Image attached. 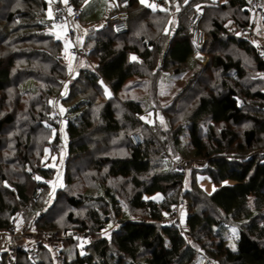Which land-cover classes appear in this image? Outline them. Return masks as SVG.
Wrapping results in <instances>:
<instances>
[{
    "label": "trees",
    "instance_id": "trees-1",
    "mask_svg": "<svg viewBox=\"0 0 264 264\" xmlns=\"http://www.w3.org/2000/svg\"><path fill=\"white\" fill-rule=\"evenodd\" d=\"M68 1L82 6L87 0ZM172 1L181 8L172 37L164 31L169 11L139 0L128 6L127 33L111 25L89 28L88 59L63 85L57 79L70 70L67 48L52 30L47 0H0V232L19 215L27 234H38L35 259L21 251L16 264H196L200 249L218 264H264V58L241 31L252 27L250 0ZM200 5L202 47L191 41L183 19ZM262 35L264 41V17ZM199 51L207 64L196 59ZM161 70L184 79L190 72L167 103L160 97ZM79 80L101 92L105 80L114 94L66 107L68 136L64 154L57 153L63 172L53 189L57 169L43 157L61 140V123L51 114L64 89L70 88L69 99ZM29 81L32 88L25 87ZM142 83L148 96L120 98ZM146 104L162 114L150 124L141 119ZM133 132L142 143H134ZM191 155L203 162L188 176L173 161ZM196 170L209 173L215 192L201 188ZM228 179L236 191L225 187ZM155 191L163 198H145ZM179 197L189 205L191 241L162 221ZM232 224L238 226L235 246L229 244ZM52 232L65 236L63 262L46 241ZM0 264H8L7 252L0 251Z\"/></svg>",
    "mask_w": 264,
    "mask_h": 264
},
{
    "label": "built area",
    "instance_id": "built-area-1",
    "mask_svg": "<svg viewBox=\"0 0 264 264\" xmlns=\"http://www.w3.org/2000/svg\"><path fill=\"white\" fill-rule=\"evenodd\" d=\"M131 0H118L117 5L119 8H111L107 12L103 24L111 25L117 34H124L130 30V12L128 6ZM251 8L253 9L254 15H259L264 17V0H250ZM48 13L50 14L52 23L56 26H67V31L64 34V42L66 47L69 48V52L76 59H88V49L82 44L78 43V34L75 27V23L79 22L82 17L83 8L82 6H74L69 3L68 0H47ZM151 8L153 9H168L173 10L172 0H151ZM203 13L202 11H195L192 13L189 20V31L191 41L198 47H202L206 41V31L202 28ZM252 38L255 40L256 35L254 32L250 33ZM258 49L264 58V45L257 43ZM72 79L71 72H68L64 77L57 79L58 83L63 85L68 84ZM53 118L61 123L67 120V116L61 113L57 108L54 109L52 113ZM132 139L135 144H140L143 142V137L140 132H133ZM52 147L60 150L62 148V143L53 142ZM164 157H169L168 152L161 153ZM193 160H188L186 162L176 161V169L183 174H187L189 168L193 166ZM52 185V183H50ZM42 192V186L36 187L32 194L33 198H37ZM185 199L179 198L177 203L163 215L162 221L177 227L182 235H186V230L181 222V214L179 211V205L184 203ZM262 226L264 227V220L262 221ZM6 233L8 235V243L6 247L7 252V262L8 264H16L17 257L21 251L27 252L29 258L34 260L37 255V243H27L25 242V232L19 227L17 222L14 220L7 228ZM69 236L74 238H82L86 241L88 232L80 231H69ZM46 241L51 246L52 251L55 253L56 258L63 262V256L61 254V240L65 238L64 235H59L56 232L46 234Z\"/></svg>",
    "mask_w": 264,
    "mask_h": 264
},
{
    "label": "rangeland",
    "instance_id": "rangeland-1",
    "mask_svg": "<svg viewBox=\"0 0 264 264\" xmlns=\"http://www.w3.org/2000/svg\"><path fill=\"white\" fill-rule=\"evenodd\" d=\"M143 5H146V6H150L151 5V0H139ZM215 2H224L225 0H213ZM113 2V0H87L83 5H82V8H83V13H82V22L84 25H89V26H100L101 24H103V20L107 14V12L109 11V8L111 6V3ZM176 7L177 8V13H176V16H178V13L180 12V3L179 5H177ZM175 7V8H176ZM174 8V6H173ZM174 8V9H175ZM173 9V10H174ZM202 11V5L200 6H197V8L195 10H190L189 12H184L183 14V19L185 20V24L188 25L189 23V20H190V17L192 15V13H194L195 11ZM48 16H50V14L48 13ZM256 16H259V15H256ZM50 20H51V17H49ZM260 19L258 22L257 20H255L253 17H252V27L250 29H242L241 31L242 32H245L246 35H248L247 37H249L253 42L254 44L256 45L258 42L259 44H263L264 45V41H263V35H262V16H260ZM86 22V23H85ZM177 25H178V22H176ZM258 23V24H257ZM257 24V25H256ZM54 25V24H53ZM256 25V26H255ZM89 26H86V29L87 27ZM65 29H64V32L63 34L66 33L67 31V26L65 25L64 26ZM251 32H254L255 35H256V39L254 40L251 36ZM55 34L60 37V38H64V35H58V33L55 32ZM67 50L69 51V48L67 47ZM203 53L202 52H197V56L195 55L196 59H198L202 64H207V55H205V60L202 61L199 57H201ZM67 57V55H66ZM68 59V58H67ZM69 63H70V60L68 59ZM80 63L78 64V67H79ZM70 66V64H69ZM161 65H159V70H160V67ZM77 67V66H76ZM78 69L79 68H75L73 66H70V70L69 72H71L72 74V78L73 77H76L79 72H78ZM251 73H256V71H252L250 70ZM162 72V70H161ZM162 74L165 76V73L164 71L162 72ZM190 72H188V75L187 77L189 76ZM174 77V81H172V83L169 85V84H162L161 85V92H160V97L162 98L161 101L163 103H167L169 102L172 97H174L175 93H178L180 88L183 86V84L186 82V79L187 77L184 79V78H177L176 75H173ZM262 79H264V75L261 76ZM163 79H165V77H163ZM133 84V83H132ZM146 83H142L140 86L137 84L134 85V87H138L136 88L133 92H130L128 91V93H120L121 94V97L120 98H124V97H146L148 96L149 94V87H145ZM67 85V84H65ZM101 88L103 90V94L101 92V90H99V88H96L94 86L91 85V83H89L88 81L86 80H79L78 84H77V88L75 89V94H73L69 99H66L69 94H68V91L70 93V88L68 89H64L63 91V94L59 96V98L57 99L58 102L56 101L55 102V109L57 108L61 113L63 112H66V107L70 105H72L73 103H75V101L79 100V99H91L93 100L94 102H99V101H102L104 99H106V97H111L114 93H113V90L110 86V84L108 82H106L105 80H101ZM144 86V88H143ZM166 86V88H164ZM169 86V88H168ZM25 87L26 88H32V82H28L25 84ZM74 90V89H73ZM72 91V89H71ZM163 93V94H162ZM61 101V102H59ZM53 113V111H52ZM121 114V110L119 112ZM67 114V113H66ZM162 114L158 112L155 113V110L154 108L149 105V104H146V107H145V110L143 112V114L141 115V119L143 120V122L145 123H153L155 118L161 116ZM68 117V115H66ZM51 117L53 118L52 114H51ZM54 119V118H53ZM55 120V119H54ZM66 123H67V120L61 122V124L57 125V128H56V131L59 132L60 134V142L62 143V148L57 151H52L51 149H53L52 145L45 150V154H44V157H43V163H45L47 166H51V167H55L57 169V176L55 178V181L52 182V188L54 189L56 187V185H58L60 183V179H57L63 172L62 170V162H58V156H57V153L61 151L60 155L64 154V146H65V143L67 141V132H66ZM99 147V146H98ZM190 161V160H193V167H197L196 169H199V167L202 166V162L203 160L202 159H199V158H196V157H193V155L190 156V158L187 159V161ZM178 161L177 159H174L173 162H176ZM183 161V160H181ZM64 162V160H63ZM183 162H186V161H183ZM60 164V165H59ZM62 164V165H61ZM192 168H189V171L187 173V175L189 176V173H192ZM198 171L197 173V180H198V183L199 185L201 186V188H203L207 193H213L216 191L217 187H216V184L213 182L212 178L210 177L209 173L208 172H202V171H199V170H196V172ZM114 183H118L119 180L117 179H114L113 180ZM225 187H228L227 189H231L232 191H236V186H234V182L232 180H227L225 181ZM224 190V189H223ZM222 190V191H223ZM145 198H151V199H155V200H160L163 198V193L161 191H155V192H152L150 194H145ZM181 198V197H179ZM181 199H185V198H181ZM224 203H226L224 201ZM226 205V204H225ZM225 205H222L225 207ZM179 211H180V214H181V222H182V225L184 226V228L186 227V224H185V220H186V217H187V214L189 212V205L188 203L185 202L180 204L179 205ZM182 213H183V217H182ZM16 221V219H14ZM13 220V221H14ZM17 224L19 225V227H21V229L25 232V234L27 233L28 229H26L25 227L22 226V224L20 223L21 222V219H20V216L18 215L17 216ZM186 230V228H185ZM230 232L233 236H231L229 238V244L235 246V239H234V236L237 235L238 233V226L235 225V224H232L230 226ZM188 232L186 230V235L187 236V239L189 241H191V238H190V235L188 236ZM89 236H87V239L88 240ZM81 241H83V239L81 238L80 239ZM79 245L81 246V243H79ZM80 252L82 253L83 250L81 249ZM200 254L198 255V260H197V263L196 264H218L216 261H214V259L209 256L206 252H204L203 249H200Z\"/></svg>",
    "mask_w": 264,
    "mask_h": 264
},
{
    "label": "crops",
    "instance_id": "crops-1",
    "mask_svg": "<svg viewBox=\"0 0 264 264\" xmlns=\"http://www.w3.org/2000/svg\"><path fill=\"white\" fill-rule=\"evenodd\" d=\"M118 0H113V2L111 3V6H110V8L109 9H111V8H113V7H115V6H117V2ZM173 2V6H174V8L178 5V3L177 2H175V1H172ZM149 7H151V5L149 6ZM173 8V9H174ZM177 8L178 7H176L174 10H172V11H170V10H168V9H164V10H167V11H169V13H170V17H169V20H168V22H167V25H166V27H165V32H167V33H169V37H172V35L174 34V32H175V30H176V28H177V19H176V13H177ZM50 17V16H49ZM253 18L255 19V20H257V22L259 21V20H261L260 19V16H256V15H254L253 14ZM86 23V22H85ZM258 24V23H257ZM256 24V25H257ZM255 25V26H256ZM65 25H62V26H56V25H53V28H52V30L54 31V32H56V33H58V35H64L63 34V32H64V29H65V27H64ZM86 26H89V25H84L83 24V22H82V17H81V20L79 21V22H77V23H75V27H76V30H77V34H78V43H80V44H82L83 45V41H84V37H85V35H86V32H87V30L89 29V28H91V27H93V26H89V27H87V29H86ZM101 26H104V24H101L100 26H94V27H101ZM63 37V36H62ZM64 39V38H63ZM67 48V47H66ZM67 50V49H66ZM66 55H67V58L70 60V66H73V67H75V68H78V64L81 62V59H76L68 50H67V53H66ZM196 56H197V53H196ZM131 58L132 59H135L136 58V55H132L131 56ZM202 61H204L205 60V55L204 54H202L201 55V57H199ZM77 66V67H76ZM161 67V66H160ZM161 69V68H160ZM165 73V79H163V82H166L165 84H171L172 83V81H174V77H173V74H168V73H166V72H164ZM138 80H134V79H132L131 80V83H134V82H137ZM136 88H138V87H136ZM135 87H132V88H130L129 90V93L130 92H133L135 89H136ZM164 88H166V86L164 87ZM102 92H103V90H102ZM26 237H25V241L28 243H37V241H38V234L35 232V233H33V234H27L26 233V235H25ZM7 243H8V235H7V233H6V231H1L0 232V251H4V252H6V247H7Z\"/></svg>",
    "mask_w": 264,
    "mask_h": 264
},
{
    "label": "snow or ice",
    "instance_id": "snow-or-ice-1",
    "mask_svg": "<svg viewBox=\"0 0 264 264\" xmlns=\"http://www.w3.org/2000/svg\"><path fill=\"white\" fill-rule=\"evenodd\" d=\"M142 2H143V0H142Z\"/></svg>",
    "mask_w": 264,
    "mask_h": 264
},
{
    "label": "clouds",
    "instance_id": "clouds-1",
    "mask_svg": "<svg viewBox=\"0 0 264 264\" xmlns=\"http://www.w3.org/2000/svg\"><path fill=\"white\" fill-rule=\"evenodd\" d=\"M52 186V185H51Z\"/></svg>",
    "mask_w": 264,
    "mask_h": 264
}]
</instances>
